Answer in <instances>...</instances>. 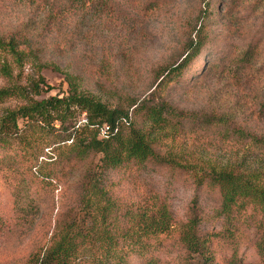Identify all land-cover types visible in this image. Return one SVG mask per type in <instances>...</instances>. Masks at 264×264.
Here are the masks:
<instances>
[{
	"label": "rangeland",
	"instance_id": "rangeland-1",
	"mask_svg": "<svg viewBox=\"0 0 264 264\" xmlns=\"http://www.w3.org/2000/svg\"><path fill=\"white\" fill-rule=\"evenodd\" d=\"M50 1V7L33 10L22 1L0 0V35L22 28L29 20H35L38 27L31 49L38 60L31 58L19 75L18 70H13L12 78L0 72V89L18 84L31 95L37 67L46 64L59 71L41 69L51 90L40 98L67 95L68 74L78 92L109 108L128 111L133 122L141 120L133 115V102L168 104L188 115V119L173 140L167 138L156 146L161 153L182 148L195 160L235 161L243 153L232 130L245 128L255 136L259 135L256 132H264V118L258 115L264 99V7L258 8L253 0L234 6L226 19L222 17L232 5L230 0H110L107 9L95 12L91 5L83 10H67L66 0ZM56 12L60 15L49 27L37 22V16ZM199 36L205 38V43L184 78L158 86L159 76L181 63L189 45ZM247 54L250 62L245 61ZM23 104L19 96L3 99L0 117ZM78 120V125L85 122L84 114ZM58 127L56 124L51 132L63 138ZM17 151H0V216L4 220L0 264H25L58 222L83 214L84 207L75 196L78 179L88 168L95 169L99 158L94 157L81 168L59 170L45 188L36 184L32 190L37 199H32L31 211L25 210L30 208V201L12 176L13 164L19 160ZM254 151L256 156L258 151ZM44 154L38 158V167L32 169L36 176L39 166L50 161L47 157L54 156L51 147ZM150 170L155 171L138 174L133 167L120 169L109 176L108 182L115 194L137 202H152L153 197L167 193V205L177 220V229L160 241L165 246L163 260L170 263L176 255L179 226L187 220L193 183L178 170ZM206 224L207 232H216L217 228L209 226H218V222ZM250 238L241 247L245 254L253 252ZM229 254L226 246L215 244L217 264H226ZM132 261L137 262L136 258Z\"/></svg>",
	"mask_w": 264,
	"mask_h": 264
},
{
	"label": "trees",
	"instance_id": "trees-1",
	"mask_svg": "<svg viewBox=\"0 0 264 264\" xmlns=\"http://www.w3.org/2000/svg\"><path fill=\"white\" fill-rule=\"evenodd\" d=\"M17 1L33 10L51 6L50 0ZM109 1L66 0L65 5L67 10H83L91 5L95 12L107 9ZM246 1L250 0H230L232 5L222 19L232 14L234 6L238 8ZM253 4L264 7V0H253ZM207 10L205 17L207 12L209 16ZM59 15V12L39 15L37 22L49 27ZM36 31V21L29 20L22 28L0 35L3 75L12 78L13 70H18L19 75L27 63L38 60L31 51ZM204 40L199 36L191 42L181 63L159 76L158 86H168L184 78L199 56ZM245 61L250 62L248 54ZM43 67L59 71L56 66L39 64L37 78L30 87L31 95L18 84L0 89V101L14 95L24 101L0 117V151L18 150L19 160L13 164L16 170L13 169L12 176L19 191H25L23 196L30 201V208L25 210H34L32 204L37 198L32 188L36 184L45 188L59 170L81 168L94 157L99 158L95 169L88 168L78 179L75 196L84 207L83 214L58 222L25 264H217L214 255L218 242L229 250L226 264H264V132H256L259 135L255 136L245 128L233 129L232 135L241 144L243 154L231 162L195 160L182 148L161 153L156 145L167 138L173 140L188 115L180 114L168 104L133 102L130 105L134 107L133 115L141 117L140 122H133L128 111L109 108L78 92L68 74H65L67 95L40 98L51 90L40 74ZM81 114L85 122L78 125ZM258 115L264 118V99ZM56 124L63 138L52 134ZM103 126L109 127L107 138L100 136L99 128ZM66 141L71 142L66 144ZM50 147L54 156H48L50 161L39 166L37 174L42 178L38 179L32 169L38 167V158ZM254 150L258 151L256 156ZM128 167L137 169L138 174L155 171L150 169L178 170L192 179L194 195L187 220L179 226L176 255L170 263L163 260L165 246L160 241L177 229V220L167 205V193L153 197L152 202L118 196L108 178ZM211 220L218 222V226H209L217 228L216 232L205 230ZM3 224L0 216V234ZM248 237H251V254L241 251Z\"/></svg>",
	"mask_w": 264,
	"mask_h": 264
},
{
	"label": "built area",
	"instance_id": "built-area-1",
	"mask_svg": "<svg viewBox=\"0 0 264 264\" xmlns=\"http://www.w3.org/2000/svg\"><path fill=\"white\" fill-rule=\"evenodd\" d=\"M108 126H103L99 128V133L102 138H107L108 137Z\"/></svg>",
	"mask_w": 264,
	"mask_h": 264
}]
</instances>
